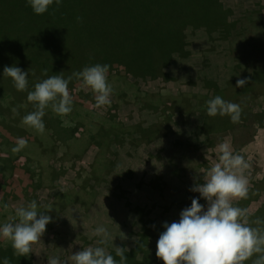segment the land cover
I'll return each instance as SVG.
<instances>
[{"label":"rangeland","instance_id":"374dc122","mask_svg":"<svg viewBox=\"0 0 264 264\" xmlns=\"http://www.w3.org/2000/svg\"><path fill=\"white\" fill-rule=\"evenodd\" d=\"M221 1L233 23L227 33H211L206 26L188 27L185 51L175 53L164 69L165 77L131 76L127 86L120 78L109 80L110 103L94 106V111L106 121L122 124L123 130L118 136L109 133L112 141L102 142L103 150L94 143L70 151L65 147L55 152L51 147L38 150L43 156L37 157L40 164L32 163V168L43 169L45 179L30 194L37 203L48 206L61 200L58 189L68 195L85 192L72 196L59 219L48 224L32 245L28 257L14 256L8 242L0 243L1 256L10 258L11 264H47L50 256L73 264L72 254L97 246L94 229L104 226L111 234L109 254L115 255L116 247L126 248L125 264H163L156 256L163 224L178 221L192 199H200L190 189L203 182V175L216 162V146L224 141L248 165L247 197L234 205L247 209L250 221L264 220V0ZM239 79L246 81L243 88L236 87ZM29 90L27 86L25 91ZM80 91L86 98L91 93L87 103L92 104V90L81 87ZM224 92L228 102L239 105L237 123L227 115L206 114V102ZM12 102L0 92V120L6 122L8 135L4 139L13 141L10 135L27 140L29 134L46 140L45 132L22 125L18 117L26 107ZM71 119L64 116L63 125ZM0 202L8 206L0 222L30 203L23 196ZM200 203L206 210L207 202L200 199Z\"/></svg>","mask_w":264,"mask_h":264},{"label":"trees","instance_id":"16d2710c","mask_svg":"<svg viewBox=\"0 0 264 264\" xmlns=\"http://www.w3.org/2000/svg\"><path fill=\"white\" fill-rule=\"evenodd\" d=\"M77 17L81 18L79 22ZM88 17L91 19L86 22ZM232 24L229 11L220 0H63L59 8L53 5L44 15H35L22 0H0V92L15 101L11 105L26 107L22 114H28L29 109L34 110L27 101L28 92L53 74L62 73L67 78L85 67L107 64L108 83L111 78H120L127 86L131 76L165 77L164 69L175 53L185 51L186 28L206 26L211 33H227ZM14 65L26 72L31 69L29 91H17L9 78H3L4 67ZM80 88L75 78L69 83L73 101L72 111L65 115L72 118L69 124L63 125L64 116L45 112L43 132L47 139L31 138L28 134V142L19 152H12L17 142L14 137L9 135L11 142L4 139L7 124L0 120V199H36L30 194L33 188L43 186L45 171L33 169L32 163L40 164L37 157L43 156L38 151L42 147L54 148V152L61 147L70 151L94 143L103 150L102 142L110 140L108 134L117 135L123 130L122 124L99 117L94 111L95 100L87 103L91 93L86 98ZM221 97L228 101L226 92ZM95 131L97 135L92 133ZM57 192L61 200L48 206L38 203L52 222L59 219L72 196L79 197L85 190L69 195L59 189Z\"/></svg>","mask_w":264,"mask_h":264},{"label":"clouds","instance_id":"9594fccd","mask_svg":"<svg viewBox=\"0 0 264 264\" xmlns=\"http://www.w3.org/2000/svg\"><path fill=\"white\" fill-rule=\"evenodd\" d=\"M35 15L49 13L55 5L59 8L63 0H26ZM81 20L77 17V21ZM29 71L17 66H5L3 78H9L17 91H24L28 85ZM109 66L95 64L73 72L65 78L63 74H53L38 82L34 90L28 92L27 101L33 111L25 115L21 123L40 133L45 130L43 117L45 110L51 109L58 116L72 111V97L69 83L75 80L85 89L94 93L95 106L101 108L110 103L112 87L107 81ZM244 79L237 80L236 87L243 88ZM206 114L209 117L228 116L232 123L240 119L239 105L225 101L221 96L209 99ZM15 111V109H14ZM204 142L205 136L199 137ZM26 145L24 138H18L12 152L21 151ZM216 162L203 175L202 183H195L190 191L199 194L207 202V208L200 199L193 198L191 206L180 212L179 220L163 224L156 245V256L163 264H264V220H249L247 209L234 205V201L247 197L248 165L244 157L235 153L229 142L216 146ZM36 200L27 207L18 208L6 221L0 222V243L8 242L14 256L28 257L32 245L39 241L52 222V217L41 211ZM7 204L0 202V214L6 213ZM253 224L257 226H252ZM97 246L86 247L72 254L73 264H125L127 249L116 247L115 256L107 248L111 234L104 226L94 229ZM143 247L142 243H139ZM0 264H11L8 257H0ZM47 264H65L59 257H48Z\"/></svg>","mask_w":264,"mask_h":264},{"label":"crops","instance_id":"0c3cea01","mask_svg":"<svg viewBox=\"0 0 264 264\" xmlns=\"http://www.w3.org/2000/svg\"><path fill=\"white\" fill-rule=\"evenodd\" d=\"M221 1V0H220ZM221 3H222V1H221ZM224 6V5H223ZM227 10V9H226ZM231 22V21H230ZM192 27V26H191ZM202 27V26H201ZM198 28V27H197ZM187 29V28H186Z\"/></svg>","mask_w":264,"mask_h":264}]
</instances>
